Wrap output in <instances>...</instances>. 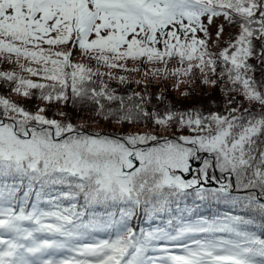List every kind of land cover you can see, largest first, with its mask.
<instances>
[{
	"label": "snow or ice",
	"instance_id": "snow-or-ice-1",
	"mask_svg": "<svg viewBox=\"0 0 264 264\" xmlns=\"http://www.w3.org/2000/svg\"><path fill=\"white\" fill-rule=\"evenodd\" d=\"M3 65L0 264H264V0H0Z\"/></svg>",
	"mask_w": 264,
	"mask_h": 264
},
{
	"label": "trees",
	"instance_id": "trees-1",
	"mask_svg": "<svg viewBox=\"0 0 264 264\" xmlns=\"http://www.w3.org/2000/svg\"><path fill=\"white\" fill-rule=\"evenodd\" d=\"M253 63H255V61H253ZM9 67L10 66H8V65H3V66H0V70L6 69V68H9ZM256 75L259 78L260 73L257 72ZM171 84H172V81H164V82L157 81V82H155L153 84V87H152L151 90L153 92H156V91H159L161 89H165L166 90V94L168 95V98L170 100H173L174 103H177V106L188 107V106H191L193 103H202V104L205 105V110L206 111L208 110L207 103H208V99L209 98L215 99L218 102L223 99V97H222V95H221V93L219 92L218 89H214L211 86H199V87L193 86L195 88V95L192 98H190L189 100H187V101H182L178 92L170 90ZM209 93H211V97H209L207 95ZM68 111L71 112L74 123H81V122L87 121V123L90 125V130L93 131V132H95V131H100V132L120 131L119 128H117L115 126H112V125H108V124L103 123V122L100 123V124L93 123L91 121V119H89L90 114L87 113V112L76 113L72 109H68ZM201 211L207 212L208 211L207 206L206 205H201ZM216 211H217V209L213 206L211 208V212H216ZM145 221H146V218L141 216L139 218H134L131 221V224H132L133 227L140 226V227L147 228L149 225ZM260 223H261L260 220L257 219L256 225H255V227L253 229L254 231H257V232L261 231ZM101 238H107V233L100 232L97 235V239H101Z\"/></svg>",
	"mask_w": 264,
	"mask_h": 264
},
{
	"label": "rangeland",
	"instance_id": "rangeland-1",
	"mask_svg": "<svg viewBox=\"0 0 264 264\" xmlns=\"http://www.w3.org/2000/svg\"><path fill=\"white\" fill-rule=\"evenodd\" d=\"M168 81H172V80H168ZM182 88H183V86H182Z\"/></svg>",
	"mask_w": 264,
	"mask_h": 264
}]
</instances>
